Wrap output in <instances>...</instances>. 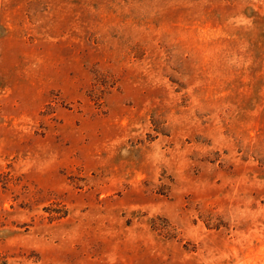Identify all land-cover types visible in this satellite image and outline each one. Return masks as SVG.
<instances>
[{
	"label": "rangeland",
	"instance_id": "rangeland-1",
	"mask_svg": "<svg viewBox=\"0 0 264 264\" xmlns=\"http://www.w3.org/2000/svg\"><path fill=\"white\" fill-rule=\"evenodd\" d=\"M0 264H264V0H0Z\"/></svg>",
	"mask_w": 264,
	"mask_h": 264
}]
</instances>
